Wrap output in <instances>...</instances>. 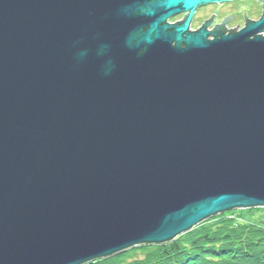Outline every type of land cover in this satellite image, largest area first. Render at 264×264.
Masks as SVG:
<instances>
[{
	"label": "water",
	"instance_id": "water-1",
	"mask_svg": "<svg viewBox=\"0 0 264 264\" xmlns=\"http://www.w3.org/2000/svg\"><path fill=\"white\" fill-rule=\"evenodd\" d=\"M223 1L0 0V264H84L264 208V16L188 31Z\"/></svg>",
	"mask_w": 264,
	"mask_h": 264
},
{
	"label": "trees",
	"instance_id": "trees-1",
	"mask_svg": "<svg viewBox=\"0 0 264 264\" xmlns=\"http://www.w3.org/2000/svg\"><path fill=\"white\" fill-rule=\"evenodd\" d=\"M243 218L235 210L220 213L168 243L142 244L84 264H264V222Z\"/></svg>",
	"mask_w": 264,
	"mask_h": 264
},
{
	"label": "flooded vegetation",
	"instance_id": "flooded-vegetation-1",
	"mask_svg": "<svg viewBox=\"0 0 264 264\" xmlns=\"http://www.w3.org/2000/svg\"><path fill=\"white\" fill-rule=\"evenodd\" d=\"M188 12H182L167 20L168 24L185 20ZM264 16L263 0H227L197 6L191 16L188 31L196 32L204 28L207 39L217 34L236 33L248 22H254Z\"/></svg>",
	"mask_w": 264,
	"mask_h": 264
},
{
	"label": "rangeland",
	"instance_id": "rangeland-1",
	"mask_svg": "<svg viewBox=\"0 0 264 264\" xmlns=\"http://www.w3.org/2000/svg\"><path fill=\"white\" fill-rule=\"evenodd\" d=\"M252 209H255V210L251 212H244L243 209H237L235 211L237 212V214H244V218L242 219V221L244 222H253V223L264 222V208L259 207L257 209L256 208H252Z\"/></svg>",
	"mask_w": 264,
	"mask_h": 264
}]
</instances>
